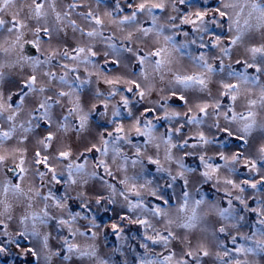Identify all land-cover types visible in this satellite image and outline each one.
<instances>
[{
  "label": "rangeland",
  "instance_id": "374dc122",
  "mask_svg": "<svg viewBox=\"0 0 264 264\" xmlns=\"http://www.w3.org/2000/svg\"><path fill=\"white\" fill-rule=\"evenodd\" d=\"M34 263L264 264V0H0V264Z\"/></svg>",
  "mask_w": 264,
  "mask_h": 264
},
{
  "label": "water",
  "instance_id": "95a60500",
  "mask_svg": "<svg viewBox=\"0 0 264 264\" xmlns=\"http://www.w3.org/2000/svg\"><path fill=\"white\" fill-rule=\"evenodd\" d=\"M18 171H14V172H12V176H13V178H16L17 176H18Z\"/></svg>",
  "mask_w": 264,
  "mask_h": 264
},
{
  "label": "trees",
  "instance_id": "16d2710c",
  "mask_svg": "<svg viewBox=\"0 0 264 264\" xmlns=\"http://www.w3.org/2000/svg\"><path fill=\"white\" fill-rule=\"evenodd\" d=\"M35 264V263H34Z\"/></svg>",
  "mask_w": 264,
  "mask_h": 264
}]
</instances>
